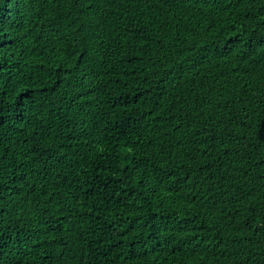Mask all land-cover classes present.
<instances>
[{"label":"trees","instance_id":"trees-1","mask_svg":"<svg viewBox=\"0 0 264 264\" xmlns=\"http://www.w3.org/2000/svg\"><path fill=\"white\" fill-rule=\"evenodd\" d=\"M0 264H264V0H0Z\"/></svg>","mask_w":264,"mask_h":264}]
</instances>
